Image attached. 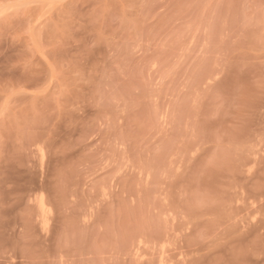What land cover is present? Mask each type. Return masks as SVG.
Listing matches in <instances>:
<instances>
[{"label": "rangeland", "instance_id": "obj_1", "mask_svg": "<svg viewBox=\"0 0 264 264\" xmlns=\"http://www.w3.org/2000/svg\"><path fill=\"white\" fill-rule=\"evenodd\" d=\"M0 264H264V0H0Z\"/></svg>", "mask_w": 264, "mask_h": 264}]
</instances>
